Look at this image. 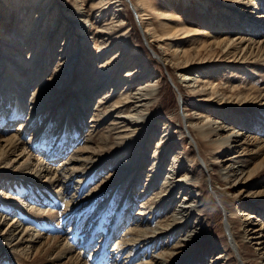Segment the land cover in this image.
Listing matches in <instances>:
<instances>
[{
    "label": "bare ground",
    "instance_id": "6f19581e",
    "mask_svg": "<svg viewBox=\"0 0 264 264\" xmlns=\"http://www.w3.org/2000/svg\"><path fill=\"white\" fill-rule=\"evenodd\" d=\"M3 1L0 264H264V0Z\"/></svg>",
    "mask_w": 264,
    "mask_h": 264
},
{
    "label": "rangeland",
    "instance_id": "374dc122",
    "mask_svg": "<svg viewBox=\"0 0 264 264\" xmlns=\"http://www.w3.org/2000/svg\"><path fill=\"white\" fill-rule=\"evenodd\" d=\"M80 1H82L84 3L83 4L84 8L89 9V11H90L91 0H80ZM121 1L123 2V6H124L123 11H124V15L126 17L125 25L127 27L131 28L130 30L134 34L135 42L138 44V46L140 47V49L143 52L142 59H144V60L146 59V61L149 63L154 76H160V78H161L160 81L165 82L164 91L161 94L163 97L161 106H162V109L164 112L169 113V112L176 109L175 98L177 96L174 89H173L171 82L167 79V78H169V76H168L167 72L165 70H163L161 62L158 61L157 58H155L151 48L149 47V45L147 43L146 38L143 36V32L141 30V27L138 24V22H139V18L137 16L138 12L136 11V9L133 8L132 4L128 0H121ZM127 1L129 2L130 5H127ZM151 1H152V3H156V4H160V5L161 4L170 5L173 8L172 9L173 11H179L182 14L183 18L189 24H193V23H197V22L198 23L204 22L205 20H207L208 14H206V11L209 12V11L213 10V8L216 5V0H210L209 5L211 8L206 9V10H204V9L201 10L202 7L198 3H196V0H188V1L187 0H151ZM63 2L66 3L65 8H63L64 10H66L68 8L71 9L73 7L74 0H67V1L66 0H57V5L61 6L63 4ZM33 3H37V0L33 1ZM3 8L6 10H4ZM0 11H2L3 15H5L7 17L8 22H13L16 20V15H17L16 9L15 8L11 9L9 7H6L4 5L3 0H0ZM111 16L112 15L110 14V17ZM53 18L55 20L56 17L54 16ZM53 18H50V20H48V23L44 28V32L46 31V33H48L50 31L52 23H53ZM146 19H148L147 21H152L153 25L160 27L159 23H160V21H162L161 18H158L157 16H154V14H152V15H150V18H146ZM61 20H63L64 22H66V21L68 22L69 17L64 13V15L61 16V19L59 22H61ZM192 21H193V23H192ZM90 23H91V21L88 22V24H90ZM96 24H98V23H96ZM96 24H93V26L95 27ZM89 27H91V25H89ZM43 40L44 39H42V41ZM75 44H76V41H75ZM92 50H93L94 55L96 52H98L97 51L98 50V43L93 44ZM94 55H93V57H94ZM206 61H209V60H206ZM228 73L229 74L232 73L234 78L235 77L236 78L247 77L244 74L241 76V73L236 72V71H230ZM216 78L217 79L214 78L215 83L216 84L219 83V85H222L221 82L224 80L225 75L221 72L216 76ZM238 82L236 80V83H238ZM222 87H223V85H222ZM188 98H190V97H188ZM17 123H18V119L13 121L12 129L18 127ZM176 123L179 124V121H177ZM180 145H182V147H186V146L189 147V146H191V143H188V140L187 141L183 140V141H181ZM52 154H56V152H53ZM66 155H67V153L65 152L64 154L60 155V158H58V159H63V158H65ZM226 155L228 156L229 152L228 153L226 152ZM239 211L241 213V210H239ZM1 225L2 226H0V230L2 231L5 228L6 224H1ZM98 237H100V236H97V238ZM97 238H96V240L94 239L92 246H95V241H97V243L99 242V239H97ZM76 243H78V241ZM105 247L107 248V245ZM110 247H111V244L109 243L108 248H110Z\"/></svg>",
    "mask_w": 264,
    "mask_h": 264
}]
</instances>
